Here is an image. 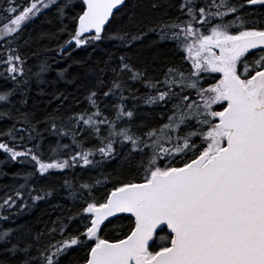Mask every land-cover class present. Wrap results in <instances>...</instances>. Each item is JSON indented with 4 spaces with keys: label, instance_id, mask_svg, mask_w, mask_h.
<instances>
[{
    "label": "snow or ice",
    "instance_id": "1",
    "mask_svg": "<svg viewBox=\"0 0 264 264\" xmlns=\"http://www.w3.org/2000/svg\"><path fill=\"white\" fill-rule=\"evenodd\" d=\"M143 6L0 3V264H264V0H150L140 27ZM152 36L181 63L125 54ZM57 197L43 228L17 223Z\"/></svg>",
    "mask_w": 264,
    "mask_h": 264
},
{
    "label": "trees",
    "instance_id": "2",
    "mask_svg": "<svg viewBox=\"0 0 264 264\" xmlns=\"http://www.w3.org/2000/svg\"><path fill=\"white\" fill-rule=\"evenodd\" d=\"M4 0H0V3H3ZM20 0H17V3H19ZM164 3H168V0H162ZM144 6L139 7L136 9L137 12V21L139 23L140 27H143V25L147 22H149L154 16H159L164 11V9H160L159 11L153 12L149 10V3L150 0H143ZM51 20L52 23H46L45 21ZM66 24L69 26V30H71L72 22L70 20L65 21ZM57 22L54 20L52 16L46 17L44 21H37L36 25V31H52L56 32L57 30ZM67 39V33H64L61 36H58L57 38L48 41L44 40L42 42L43 45H50L52 48H55L58 43L62 42L63 40ZM156 38L154 36L148 37L144 40L142 46L134 48L132 51L125 53L126 55H129L132 57L133 62L138 66L141 67L147 62L148 64H153L161 69H163L167 65L171 64H180V54L176 51V49L173 47V45L169 43H163L159 45H154L153 41ZM110 50V46L101 45L99 48H97L95 51H93L91 48L87 49V51L80 50L78 52L73 53V57L69 58L61 63H58L55 65L57 68L65 67L68 63H71V60L73 58L75 59H87L90 55L94 61H99L103 59L106 56V53H108ZM31 51V50H30ZM47 57H53L55 56L54 52H45L44 53ZM43 58V57H41ZM33 60H30V63H33ZM80 69L76 66H73L71 69H69V72H79ZM54 75V73H53ZM62 88L64 85H60ZM79 100H83V97H78ZM39 109L43 110L47 108L49 111L51 110L54 105H48L47 103V97H37L36 98ZM20 165H13L11 168H6L9 172L17 171L21 168ZM108 171H113L112 168H109ZM4 183H11V180L7 177L0 179V184ZM61 203L64 205V207H68L70 205L69 200H61L59 197L54 198L52 201L48 203H41L39 207L34 209L30 214L25 215L20 220L17 221V223H23L25 221H30L31 223L35 224L38 228H43L44 224L49 222L50 220H54L57 215H59L61 212H63V208L61 209H54L52 207L53 204ZM75 211V209L73 210ZM67 215V213H65ZM124 227L123 231L127 232L132 227V221L131 219H125L121 222ZM7 226V225H5ZM109 238H112L111 232L108 233ZM82 254L79 252H73L70 253L69 258L66 260L65 264H73V262L78 259Z\"/></svg>",
    "mask_w": 264,
    "mask_h": 264
}]
</instances>
